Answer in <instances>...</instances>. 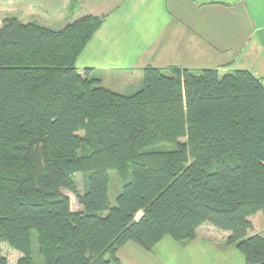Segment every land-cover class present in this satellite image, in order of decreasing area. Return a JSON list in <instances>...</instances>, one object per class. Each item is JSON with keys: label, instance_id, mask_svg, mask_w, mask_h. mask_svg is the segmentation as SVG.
Listing matches in <instances>:
<instances>
[{"label": "trees", "instance_id": "1", "mask_svg": "<svg viewBox=\"0 0 264 264\" xmlns=\"http://www.w3.org/2000/svg\"><path fill=\"white\" fill-rule=\"evenodd\" d=\"M105 19L85 15L58 31L2 20L0 246L19 252L15 264H122L129 242L149 252L164 237L185 245L209 224L244 264H264L249 220L264 215L259 79L146 67L140 90L112 92L75 66ZM111 170L122 179L113 207Z\"/></svg>", "mask_w": 264, "mask_h": 264}, {"label": "crops", "instance_id": "2", "mask_svg": "<svg viewBox=\"0 0 264 264\" xmlns=\"http://www.w3.org/2000/svg\"><path fill=\"white\" fill-rule=\"evenodd\" d=\"M85 15L106 19L77 57L76 69H89L112 92L140 87L146 67L264 75V0H0V26L14 17L58 31ZM227 236L202 224L185 245L164 237L149 252L129 242L117 257L122 264H182L170 261L181 257L192 259L188 264H244L234 247L224 245Z\"/></svg>", "mask_w": 264, "mask_h": 264}, {"label": "rangeland", "instance_id": "3", "mask_svg": "<svg viewBox=\"0 0 264 264\" xmlns=\"http://www.w3.org/2000/svg\"><path fill=\"white\" fill-rule=\"evenodd\" d=\"M234 69V68H233ZM232 69V70H233ZM200 70L196 69L195 71H193L194 73H198ZM163 74L165 75H169L170 71H162ZM258 79L262 80L264 79V75L259 77ZM142 86V84H141ZM141 86L138 87L137 89L133 86H126L125 87V91H121L120 88H114V90L120 92H124L125 94H121V95H131L134 94L135 92H137L138 90L141 89ZM263 88V87H262ZM155 148H158L157 146ZM166 148H170L168 145L166 146ZM127 172L129 173V167L127 169ZM108 178H109V183H108V201H109V205L110 207L115 206V198L118 195L120 188H121V177L120 175L114 171L111 170L108 172ZM74 182H75V186L76 189L78 191V193L82 192V186H83V181H82V175L81 174H75L74 177ZM64 195H66L69 198L70 201V209L71 211H80L81 207L79 206V204L77 203L76 197L75 195H73L72 193L63 190L62 191ZM105 213H103L104 215ZM140 216V214H138L136 216V219H138ZM251 223H252V229H251V233L254 232H259L260 234L264 235V215L261 213H257L255 214V216L251 219ZM209 225V224H208ZM211 226V225H210ZM36 248V245H35ZM0 251H1V255L7 260L8 264H15L17 259L21 256L19 254V252L11 249L8 245L6 244H1L0 246ZM169 258H166V260H168ZM178 261L182 264H188L189 262H191L192 259H190L189 257L184 258L181 257V259H170V261ZM34 261L35 262H41V258L39 256H35L34 255Z\"/></svg>", "mask_w": 264, "mask_h": 264}, {"label": "built area", "instance_id": "4", "mask_svg": "<svg viewBox=\"0 0 264 264\" xmlns=\"http://www.w3.org/2000/svg\"><path fill=\"white\" fill-rule=\"evenodd\" d=\"M259 82H260L261 86H262L263 89H264V79H262V80L259 79Z\"/></svg>", "mask_w": 264, "mask_h": 264}]
</instances>
